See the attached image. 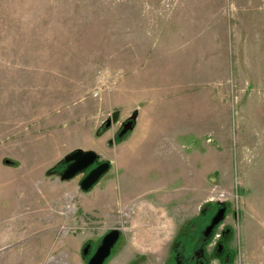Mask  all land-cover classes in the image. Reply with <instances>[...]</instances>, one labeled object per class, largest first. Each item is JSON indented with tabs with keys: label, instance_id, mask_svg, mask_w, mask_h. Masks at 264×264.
<instances>
[{
	"label": "rangeland",
	"instance_id": "1",
	"mask_svg": "<svg viewBox=\"0 0 264 264\" xmlns=\"http://www.w3.org/2000/svg\"><path fill=\"white\" fill-rule=\"evenodd\" d=\"M88 95L103 100L107 117L119 111L99 130L111 132L99 155L112 170L87 192L83 174L70 180L88 202L112 180L113 209L88 210L66 194L49 204L46 221L31 205L8 212L0 219V264H86L85 244L98 245L113 228L121 237L105 264H167L191 218L219 202L229 209L211 244L229 229L234 258L226 264H264V0H0V112L22 100ZM136 111V128L119 138ZM4 129L6 150L15 134ZM137 138L159 156L174 155L185 180L170 173L176 183L155 194L147 184L127 188L124 179L144 174L120 171L110 159ZM12 168L0 170L7 209L25 192L13 186ZM138 227L167 234L157 247L139 245Z\"/></svg>",
	"mask_w": 264,
	"mask_h": 264
},
{
	"label": "crops",
	"instance_id": "2",
	"mask_svg": "<svg viewBox=\"0 0 264 264\" xmlns=\"http://www.w3.org/2000/svg\"><path fill=\"white\" fill-rule=\"evenodd\" d=\"M6 109L9 110L7 114L0 112V131H6L4 127L10 126L13 127L11 132L15 136L10 140V142H14L13 144H10L6 150L0 149V170H5L6 166L13 167L12 169H15L19 174V179H16V184L13 186L17 188L18 184L25 192L22 194V199L13 198L7 209L5 201L2 200L6 191L3 192L4 188H0V219L6 218L2 215L8 212L19 214L22 208L31 205L30 207L35 211L40 221L49 220L47 219L49 204L59 203L65 199L66 194L78 195L84 201L82 205L88 210L96 209L99 212H106L113 209L111 197L114 182L112 180L106 181V190H96L93 194L94 197L88 202L73 188L74 180L63 181L56 175L47 174L67 153L74 149H92L98 154L103 151L106 142L110 141L111 134L110 130L99 131L105 120L109 118L107 117L109 112L106 110L103 100L91 95L62 103L22 100L18 101L15 106ZM152 132L151 126L147 129L148 138L155 137ZM134 141H138L137 144L133 143ZM134 141L129 146L114 152L110 159L112 162L117 160L120 171L144 174L145 179H141L140 175L133 178L128 177L126 180L122 178L127 188L141 184L146 187L143 184H147L153 193H160L162 189L166 190L178 179L176 176L171 180L170 173H179L185 180L182 168H178L180 165L174 164L176 160L174 155L169 156L165 151L164 155L159 156L155 151H149L144 147L143 139L137 138ZM3 160L6 164H3ZM7 160L9 163L6 162ZM204 160L203 169L208 167L211 156L207 155ZM155 170L161 173L160 177L153 180L148 178V173ZM191 183L197 188H205V186H200L202 184L198 181L193 180ZM7 186L9 187V185ZM161 195L165 200V195ZM15 196L17 197V194ZM204 201L205 199L202 203ZM142 220L139 218V222ZM169 228L170 224L167 222L166 229ZM137 230L136 241L139 245L149 243L157 247L159 244L161 245V236L167 234V231L153 227L149 229L138 227Z\"/></svg>",
	"mask_w": 264,
	"mask_h": 264
},
{
	"label": "water",
	"instance_id": "3",
	"mask_svg": "<svg viewBox=\"0 0 264 264\" xmlns=\"http://www.w3.org/2000/svg\"><path fill=\"white\" fill-rule=\"evenodd\" d=\"M119 118V111L115 110L111 118L105 120V128H109L113 123L117 122ZM137 120V111L129 118L122 122L118 137L123 138L134 130ZM9 163V160L6 161ZM60 164H64V168L58 169ZM111 169V162L109 160H101L100 155L95 150H84L77 148L67 153L54 167H52L47 174H58L61 180H70L79 174L86 173L79 182L81 190L87 192L91 190ZM221 205L213 217L211 223L207 226L205 235L211 236V241L214 238L216 228L223 222L227 213V204L219 202ZM121 237V230L113 228L109 230L102 238L96 251L86 264H105L107 259L111 256L113 249L117 245ZM90 243L82 250V254L86 255L89 251Z\"/></svg>",
	"mask_w": 264,
	"mask_h": 264
},
{
	"label": "flooded vegetation",
	"instance_id": "4",
	"mask_svg": "<svg viewBox=\"0 0 264 264\" xmlns=\"http://www.w3.org/2000/svg\"><path fill=\"white\" fill-rule=\"evenodd\" d=\"M64 166V164H60L58 169H62ZM220 207V204L215 207H204L202 212L191 218L188 226L182 229L181 233L176 237L175 247L167 264H226L232 261L234 254L227 246L230 234L229 229H224L220 241L216 245L213 244L212 248L211 236L205 235L207 226L211 223ZM89 243V251L86 255H83L87 261L100 244L93 246L91 242H88L85 246Z\"/></svg>",
	"mask_w": 264,
	"mask_h": 264
},
{
	"label": "trees",
	"instance_id": "5",
	"mask_svg": "<svg viewBox=\"0 0 264 264\" xmlns=\"http://www.w3.org/2000/svg\"><path fill=\"white\" fill-rule=\"evenodd\" d=\"M104 127H105V125H104Z\"/></svg>",
	"mask_w": 264,
	"mask_h": 264
}]
</instances>
